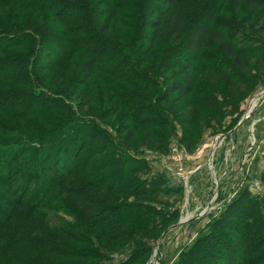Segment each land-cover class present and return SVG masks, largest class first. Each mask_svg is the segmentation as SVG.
Returning a JSON list of instances; mask_svg holds the SVG:
<instances>
[{
    "label": "rangeland",
    "instance_id": "obj_1",
    "mask_svg": "<svg viewBox=\"0 0 264 264\" xmlns=\"http://www.w3.org/2000/svg\"><path fill=\"white\" fill-rule=\"evenodd\" d=\"M104 1L103 5L94 0L78 2L92 5L93 23L89 25L86 18H81L71 22L77 33L66 31L69 40L91 41L98 44L97 51L101 50V54H94L92 47L86 53L85 64L90 70L86 75L59 57V41L50 38V34L58 37L63 31L51 21L53 15L59 18L55 11L59 7L36 5L34 12L29 8L12 11L8 5L0 8V29L10 30L11 40L19 36L20 31L14 28L18 25L44 29L47 43L36 48V53L44 49L53 53L42 85L37 83L41 74H31L30 65H22L17 72L31 76V83L0 87L24 94L41 91L47 98L36 101L37 114L22 122L0 117V154L17 156L15 169L23 167L22 158L27 162L32 154L33 162L43 168L34 172L37 177L31 191L37 198L24 203L32 208L30 213L13 214L8 221L0 222V264H199L207 243L209 249L211 244L223 247L226 257L233 258L227 248L234 240L227 226L215 225L217 220H225L230 204L239 202L245 193L251 208L264 215V62L259 65L252 60L246 64V77L254 79L243 81L244 75H239L219 47L208 41L200 57H191L193 63L200 68L222 64L241 81L232 87L221 80L210 82L201 70L186 97L173 95L160 101L163 86L181 76L176 68L160 73L159 66L182 58V43H167L161 33L150 48L151 28L144 26L147 15L141 1L123 0L114 5L112 0ZM145 2L157 8L161 5L159 0ZM177 2L192 21L218 8L216 25L223 27L238 47L264 53V33L258 31L264 21V6L240 0ZM74 4H68L69 8ZM107 24L108 31L103 32ZM25 48H13L14 52L6 50L4 54H16ZM29 61L34 63L33 58ZM119 70L120 75H115ZM227 100L232 104L225 103ZM145 126L154 132V147L146 145ZM83 141L88 146L83 147ZM61 145L66 148L58 149ZM67 147L72 152L68 153ZM88 162L92 164L85 170ZM51 164L55 167L46 169ZM62 164L68 169L57 171ZM73 169L79 171L76 180L71 176L60 188L53 187L43 207L41 201L52 178ZM125 175L129 179L126 189L113 188ZM16 178L18 175L10 185L13 192L18 185L26 184ZM86 181H95V185L111 191L112 206H122L132 220L141 221L126 223L120 228L121 236L112 240L86 227L87 221L79 213L82 207L75 206L67 195L70 188L82 187L84 190L74 194L87 200L85 191H91L83 187ZM144 184L152 188L153 197L132 194L134 188ZM0 193L4 195L1 189ZM57 228L74 237L68 240ZM217 233L223 234L221 240L213 237ZM62 243L99 258L82 261L47 255L49 247ZM213 251H207L209 257L202 260L203 264H212V260L221 264ZM224 264L231 263L226 260Z\"/></svg>",
    "mask_w": 264,
    "mask_h": 264
},
{
    "label": "trees",
    "instance_id": "obj_2",
    "mask_svg": "<svg viewBox=\"0 0 264 264\" xmlns=\"http://www.w3.org/2000/svg\"><path fill=\"white\" fill-rule=\"evenodd\" d=\"M80 1L85 2V0H39L38 2L34 0L33 3L32 0H0V8L8 5L12 8V11L29 8L34 12L37 8L36 5H41L45 8L48 5H56L59 7L58 10H55L59 18L57 19V16L53 15V17H51V21L63 28V31L60 34L62 38L59 39L60 36L57 37V35L53 36L52 34H50V38L53 37V39L56 38L59 41L57 44V48L60 51L58 53L59 57L69 62V64L86 75L90 71L85 64L86 58H88L85 56L86 53L90 48L92 49V47L93 49L95 48L94 54H101L98 53L101 52V50L97 51L96 46L98 44H94L91 41L86 42L80 38L69 40L68 35H66L67 30H70L72 33L78 32V30L75 29L74 24L71 25V22L76 23L81 18H86V21H89V25H92L93 23L92 12L94 11H92V5L90 3L87 5H79L78 2ZM139 1H141L144 13L147 15V20L144 22V26H149L151 28V34H149V41H151L149 45L150 48L153 47L154 41L159 38L161 33L164 35V40L167 43H182L181 54H184V56L180 59L174 58L173 60L164 61L159 66L160 73L166 74L170 71V69L176 68L178 69L176 71L177 75L181 76V78L163 86V90L159 96L160 101L170 98L173 95L178 99L186 97L193 90L194 80L201 70L210 82L221 80L225 81L226 85L229 87H232L234 84H238L241 81L240 76H234L228 70V68L224 67L222 64H217L215 67L200 68L195 63H193L191 57H200L202 49L208 45V41L215 43L219 47L223 56L229 58L232 67L234 66L239 75H244L242 78L243 81L248 82L251 81V79H254V76L253 78L246 77V72L248 70V66H246V64L252 60H255L257 64L264 62V53L238 47L237 42L234 39L228 37L225 29L220 27L218 24L216 25L215 17L218 13H220L218 8L210 11L204 16L196 18V21H192V19H188L186 12L183 11V9L178 5L177 0H159L161 5L158 8L149 5V3H146L145 0ZM235 1L237 2L239 0ZM240 1H246L248 4H254L255 6L258 5L259 7L264 6V0ZM72 2H76L77 5H71L72 8H69L70 5L68 4H73ZM104 2V0H94V3L97 5H103ZM110 2H108V6L111 3L114 5L115 2V4H121L123 0H112V2ZM112 4L111 6H113ZM81 12H84L85 14L82 17L81 15L78 16V13ZM60 17H63L64 19L61 20ZM151 17H153L152 20H150ZM14 28H17V30L20 32L17 33L19 36L13 40H11L13 35L11 36V33L9 32L10 30L7 29V31L5 28L0 29V72L4 73L0 76V87L9 83H17L20 85L31 83V76L28 77L26 74H22V71L17 72L18 69L20 70L22 68V65H30V73L35 71L36 73L41 74V79L37 83L38 85H42V82L46 79V76L43 74V72L51 67V65H49V60L51 59L53 53L50 52V49H44V52L38 54L36 53V48H42L46 45V39L48 38V36H46L47 33H45L46 31L44 29L39 30L37 28H31V26L18 25ZM26 29L27 31H24ZM107 31L108 24L103 29V32ZM258 31L264 33V21L258 27ZM24 45H26L25 51H15L16 54L11 55L4 54L6 50L9 52H14V50H12L13 48H20ZM2 53L3 55H1ZM147 53H144L143 56H146ZM30 58H33L34 63L29 61ZM38 58H42V60ZM120 72L121 70H119V72L116 71L115 75H120ZM90 76L92 77V74H90ZM23 92L24 91L14 90L12 88H7L4 91L0 89V117L7 119H18L19 122H22L23 119H29L31 115L37 114L36 112L38 111V107H35L37 106L36 101L39 99L47 100L45 96L43 97L45 94H43L41 91H28L25 92V94ZM230 96L233 97L234 95ZM30 102L32 103V106L29 105ZM225 103L232 104V102L228 100ZM14 110L19 111L13 112ZM125 117L127 116L125 115ZM1 124L5 125V122L1 121ZM6 126L9 127V125ZM143 130L145 133L144 137L146 139V145L149 147H154L156 145L154 132L149 130L146 126L143 128ZM87 144L88 143L86 141H83L82 146H88ZM61 146H58V149L64 150V148H66L65 146H62L61 148ZM49 147L53 146L49 145ZM72 150L73 149L67 147L66 151L70 153ZM6 151L7 150H5V152ZM49 151H52L51 148H49ZM0 159V189L4 191V195L0 193V222H4L8 221L10 216L13 214L26 215L30 213L32 208L24 206V203L32 202L37 198V193L31 191L35 178L37 177V174H34V172L36 170L41 171L40 169L43 168H39L38 165H36L37 163L35 164L33 162L32 154L29 158V161L27 162H25L24 158H22L21 162L23 167L20 169H15L14 166L18 161L17 156L13 157L10 154H0ZM84 162H86V160H84ZM32 163L34 164L31 166ZM91 164L92 162H88L85 170H87ZM118 166H121V164ZM54 167L55 165L51 164L50 167H47L46 169H51ZM56 169L57 171H63V169H68V165L62 164L61 169ZM16 175L19 177L16 178V180L18 179L23 182L26 181V184L25 186L18 185L17 191L13 192L10 188V185L15 181ZM78 175L79 171L77 169H73V171H69L68 173L60 175V177L54 176L52 178V185L46 189L47 195L44 196V199L42 198V206L45 207L48 200V193L53 190V187L57 186L60 188V185H62L64 180L71 176L74 180H76ZM128 180L129 179L127 175L123 176V180L114 185L113 188L126 189L124 187L127 185ZM152 185L154 189V183H152ZM83 187H85L86 190L91 191V193L85 191L87 200H83V198L81 199L80 196H76L74 194V192L77 190H84L82 187H78V189L70 188V190L67 191V195L70 197L75 206L82 207L79 213L82 218L87 221L85 224L86 227L90 228L91 230H97L103 238L108 240L116 239V237L121 236V233H123L120 228L126 223H136V220L141 221L138 219L134 220V218L132 220V218H130L131 214H128V212L124 211L122 206H112V198L114 197L112 196L113 193L104 188L101 184L95 185V181H86ZM145 187L146 186L144 184L141 188L139 187L140 190L139 188H134V190H132V194L150 198L154 194V191L152 188L150 189ZM243 196V199H241L239 202L230 204V209L228 210L227 215H225V220L222 217L215 223V225L218 227L222 226L224 229L227 226L226 229L230 231L229 236L232 238V240H234V242H232V244L227 248L228 253L233 254V258L226 257V253L222 251L223 247L213 244L210 245V249H212V251L214 250L213 252H215V255H218V262L220 261L221 264H224L226 260L231 264H264V215H261L259 211L253 210V208H251V205L249 204V198L246 193L245 195L243 194ZM113 212L115 214L114 216H111ZM98 217L105 219V221H101V219ZM90 219H93V221H90ZM58 231L63 232V234L68 237V240L70 237H74V235L70 236L67 232L60 230V228ZM222 235V233H217L215 236L213 235V237H215L217 240H221ZM78 239L80 240V238ZM54 246L47 249L48 256L60 254L63 256H72L78 260L82 259V261H89L99 258L98 255H94L87 250L70 248L66 243L56 244ZM208 246L209 244L207 243V245L204 246L203 251H201L202 254H200L199 257L201 258L198 261L199 264H203L202 260L209 257L207 255V251L210 250Z\"/></svg>",
    "mask_w": 264,
    "mask_h": 264
}]
</instances>
